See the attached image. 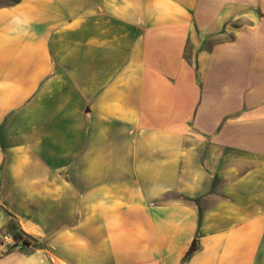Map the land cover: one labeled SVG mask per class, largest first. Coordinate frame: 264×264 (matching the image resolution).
Segmentation results:
<instances>
[{"label": "crops", "instance_id": "crops-1", "mask_svg": "<svg viewBox=\"0 0 264 264\" xmlns=\"http://www.w3.org/2000/svg\"><path fill=\"white\" fill-rule=\"evenodd\" d=\"M0 232V264H264V0H0Z\"/></svg>", "mask_w": 264, "mask_h": 264}, {"label": "built area", "instance_id": "built-area-1", "mask_svg": "<svg viewBox=\"0 0 264 264\" xmlns=\"http://www.w3.org/2000/svg\"><path fill=\"white\" fill-rule=\"evenodd\" d=\"M27 245L28 239L22 233L0 232V255L6 252H21Z\"/></svg>", "mask_w": 264, "mask_h": 264}, {"label": "trees", "instance_id": "trees-1", "mask_svg": "<svg viewBox=\"0 0 264 264\" xmlns=\"http://www.w3.org/2000/svg\"><path fill=\"white\" fill-rule=\"evenodd\" d=\"M195 243H196V241H193L192 245L189 248L187 256H189L190 254H192L195 251V248H196V244Z\"/></svg>", "mask_w": 264, "mask_h": 264}]
</instances>
